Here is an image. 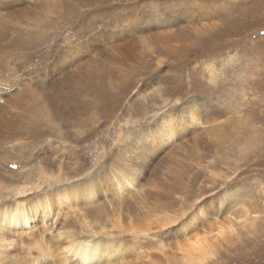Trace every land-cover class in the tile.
<instances>
[{"label": "rangeland", "instance_id": "obj_1", "mask_svg": "<svg viewBox=\"0 0 264 264\" xmlns=\"http://www.w3.org/2000/svg\"><path fill=\"white\" fill-rule=\"evenodd\" d=\"M168 115L177 135L150 151L140 135ZM91 181L97 200L57 220L137 240L143 264H190L198 229L197 264H264V0H0V204ZM118 211L171 221L133 237Z\"/></svg>", "mask_w": 264, "mask_h": 264}, {"label": "bare ground", "instance_id": "obj_2", "mask_svg": "<svg viewBox=\"0 0 264 264\" xmlns=\"http://www.w3.org/2000/svg\"><path fill=\"white\" fill-rule=\"evenodd\" d=\"M188 113L190 117L189 119L195 123V116L197 113L193 111L192 107L189 108ZM172 124V118L169 115L162 117V121L158 124V126L151 128L152 130L147 132L148 137H144L142 134L140 135L142 139L141 142L149 139L148 149L153 151L157 144H163L165 141L177 135V130L175 129L174 131ZM130 153L132 154V152ZM135 171L136 169H133L132 174H137ZM118 172L120 179L118 178ZM109 174L110 175L106 178H111L109 181H111L116 188L122 191L124 189H129L127 187L135 188V179L133 178L134 175H131V173H128L127 175V172L125 173L122 170L119 171V168L115 167ZM94 184L95 182L91 181L87 184V186L85 185L81 189H78L77 187L56 188L50 195L43 194L39 196V198L36 197L31 200L19 199L12 204H0V264H143L144 262L140 258L146 256V253L144 255V252L141 250L135 252L136 254H133L134 250L138 248L140 249L139 246H141L139 243L137 244V242H135L137 240L124 241L116 237H87V235H84L85 232H88V234H98V232H93V229L91 228L92 223L86 219L85 214H75L76 217H78V220L72 223L69 222L70 225L65 220H57L58 217L55 216V212L58 211L59 207L62 205L69 206L68 203H70L71 197L81 199L79 195L83 194L86 199L85 201L89 200L92 203L93 199L97 200L98 193L95 194L96 185ZM140 191H143V188ZM246 191L247 189L244 187L241 194L236 196H231V192L224 193L218 197V203L222 204L224 201H228V203L240 201L243 195H247V193H245ZM75 194H77L78 197ZM113 194H115V192ZM227 196L230 199L225 200ZM88 205L91 204L89 203ZM83 208L85 207L83 206ZM97 209L96 212L105 214L107 206L99 208L97 205ZM91 210L89 211L91 212ZM101 210L104 211L100 212ZM50 214H52V216H50ZM121 214V211L118 215L117 213H114V216L117 219L115 223L116 226L123 232L129 231V234L133 237L151 230L147 226L150 225V219L153 217L156 218L155 222L158 223L160 228H165V226L168 225V222L171 221L167 212L161 213V217L145 213L141 219L138 218V215L135 218H132L131 216L123 218L124 214L121 218ZM122 220H127L128 229H124L122 227ZM75 223L81 224L78 229L82 233H80V231L75 232ZM63 224L67 225V227L64 226L63 228L68 229L56 228L57 225L59 227V225L62 226ZM71 228H73V230H70ZM141 228H143V230H141ZM47 232H50V235H47ZM206 235L207 234L200 235L198 229L194 230L189 236L181 239L183 242L182 245L185 247L183 251L188 254V258H190V255H195L196 257L195 259L190 258V264H192V262L197 264L201 260L205 259L208 239ZM28 237L29 240L26 242L25 239ZM60 237L63 238L59 239ZM17 244L20 245L17 247ZM178 248H180L179 245ZM13 250L15 251L14 253L12 252ZM137 261L139 262L137 263Z\"/></svg>", "mask_w": 264, "mask_h": 264}, {"label": "snow or ice", "instance_id": "obj_3", "mask_svg": "<svg viewBox=\"0 0 264 264\" xmlns=\"http://www.w3.org/2000/svg\"><path fill=\"white\" fill-rule=\"evenodd\" d=\"M179 222H180V221H179ZM179 222H177V223H176V224H174V225H177ZM172 226H173V225H172ZM172 226H171V227H172Z\"/></svg>", "mask_w": 264, "mask_h": 264}]
</instances>
